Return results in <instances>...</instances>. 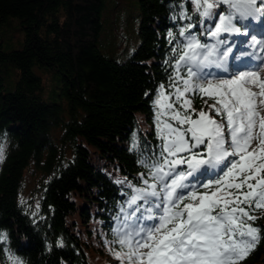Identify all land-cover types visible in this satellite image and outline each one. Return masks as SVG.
Instances as JSON below:
<instances>
[{
  "label": "trees",
  "instance_id": "trees-1",
  "mask_svg": "<svg viewBox=\"0 0 264 264\" xmlns=\"http://www.w3.org/2000/svg\"><path fill=\"white\" fill-rule=\"evenodd\" d=\"M139 5L141 42L119 62L99 48L105 0H0V21L16 16L25 34L22 48L4 50L0 39V145H6L0 264H12L9 256L22 264H119L110 251L119 250L111 243L117 217L127 207L128 184L142 186L140 174L148 171L138 161L161 143L153 102L160 85L174 91L173 49L184 42L179 30L193 24L190 32L202 43L215 42L206 36L209 19L195 11L192 0H139ZM229 11L224 4L212 9L213 23L216 14ZM236 24L244 30L248 20ZM220 39L227 41L223 50L237 37L223 33ZM9 66L17 69L14 87L4 81ZM53 76L58 100L51 102L43 95ZM188 97L197 111H207V97ZM31 165L42 174L34 213L20 201ZM253 214L262 238L241 264H264V210Z\"/></svg>",
  "mask_w": 264,
  "mask_h": 264
},
{
  "label": "snow or ice",
  "instance_id": "snow-or-ice-1",
  "mask_svg": "<svg viewBox=\"0 0 264 264\" xmlns=\"http://www.w3.org/2000/svg\"><path fill=\"white\" fill-rule=\"evenodd\" d=\"M192 3L209 19L206 36L215 42L202 43L190 32L193 24L179 30L184 42L173 49L174 91L160 85L153 102L161 143L151 157L138 161L148 171L140 174L142 186L128 184L127 207L121 206L122 218L117 217L111 243L119 250L110 251L119 264H241L262 238L253 213L264 210V61L250 70L251 53H241L249 56L245 60L234 56L239 70L228 78L210 79L214 74L205 69L223 67L232 46L221 51L227 44L221 34L247 36V29L255 28L252 20L244 33L236 22L264 14V0ZM220 4L230 11L216 14L213 23L211 10ZM250 40L264 52V39L252 35ZM195 93L212 101H203L207 111L192 107L188 94ZM9 260L22 264L14 256Z\"/></svg>",
  "mask_w": 264,
  "mask_h": 264
},
{
  "label": "rangeland",
  "instance_id": "rangeland-1",
  "mask_svg": "<svg viewBox=\"0 0 264 264\" xmlns=\"http://www.w3.org/2000/svg\"><path fill=\"white\" fill-rule=\"evenodd\" d=\"M117 1H120L121 3L116 6ZM257 18L264 22V18L262 16L257 15ZM140 20L141 14L139 0H105V6L102 11L103 27L100 34L99 44L101 52L104 55L119 62L127 60L131 56L133 51L138 48L141 42L139 34ZM255 20L256 21L254 22L261 23L260 20ZM261 25L263 24L261 23ZM249 35L250 33L248 32V35H244V39L240 40V42L248 41ZM24 36V31L20 28L19 20L16 16H9L4 21H0V39L2 40V47L4 50L22 48L24 45ZM249 42L251 41L249 40ZM231 46L233 50L234 46L236 48L237 44L234 43V45ZM260 54L261 55L258 57L263 56V59H261L264 61V52H261ZM233 55V51L229 53L225 62H231V59H228ZM245 58H248V56ZM245 58L243 56L241 60H244ZM237 61L239 60H236V62ZM258 65H261V63ZM205 70L209 71V69ZM211 70H215V76L216 73H219L218 69L215 66H213L210 71ZM261 75L262 77H264V72H262ZM4 77V81L6 82V84H8L9 87H14L17 79V69L13 66H9L8 72L7 74H4ZM49 85V92L44 93V98L51 102L58 100V98L55 96L57 91L56 86L58 85L57 78L53 76V80H50ZM0 149L3 150L4 159L6 145L1 144ZM3 159L0 160V167ZM41 177V172L36 169L34 165H31L24 173V180L20 192V201L25 205V207L30 208L33 213L37 212L39 209V188Z\"/></svg>",
  "mask_w": 264,
  "mask_h": 264
}]
</instances>
